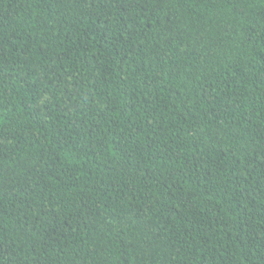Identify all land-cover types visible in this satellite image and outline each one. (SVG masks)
<instances>
[{"label":"trees","instance_id":"16d2710c","mask_svg":"<svg viewBox=\"0 0 264 264\" xmlns=\"http://www.w3.org/2000/svg\"><path fill=\"white\" fill-rule=\"evenodd\" d=\"M0 264H264V0H0Z\"/></svg>","mask_w":264,"mask_h":264}]
</instances>
